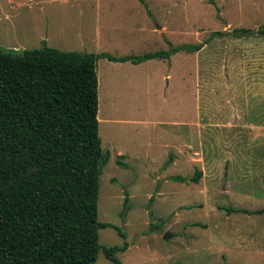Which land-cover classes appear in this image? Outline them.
I'll return each instance as SVG.
<instances>
[{
    "label": "rangeland",
    "instance_id": "374dc122",
    "mask_svg": "<svg viewBox=\"0 0 264 264\" xmlns=\"http://www.w3.org/2000/svg\"><path fill=\"white\" fill-rule=\"evenodd\" d=\"M251 0H0V46L142 54L100 58L102 246L120 264H264V35ZM96 35V37H95ZM118 161L126 163L121 166ZM201 170L197 182L173 179ZM128 195L126 207L125 195ZM170 232L165 240L163 235ZM94 264H114L99 250Z\"/></svg>",
    "mask_w": 264,
    "mask_h": 264
},
{
    "label": "trees",
    "instance_id": "16d2710c",
    "mask_svg": "<svg viewBox=\"0 0 264 264\" xmlns=\"http://www.w3.org/2000/svg\"><path fill=\"white\" fill-rule=\"evenodd\" d=\"M182 43L142 54L113 55L61 50L42 41L12 55L0 50V264H94L99 250L114 264L122 245L102 246L98 220L99 179L108 152L101 148L96 63L100 58L138 64L193 52ZM236 37L264 35L235 27ZM121 166L126 163L118 161ZM201 170L173 179L197 182ZM128 200L125 195L124 204Z\"/></svg>",
    "mask_w": 264,
    "mask_h": 264
},
{
    "label": "crops",
    "instance_id": "0c3cea01",
    "mask_svg": "<svg viewBox=\"0 0 264 264\" xmlns=\"http://www.w3.org/2000/svg\"><path fill=\"white\" fill-rule=\"evenodd\" d=\"M245 9H246V13L248 16H251L257 20L260 19L261 24L262 25L264 24V0H251V1H249L248 5L245 7ZM95 37H96V35H95ZM126 62H128V61H126Z\"/></svg>",
    "mask_w": 264,
    "mask_h": 264
},
{
    "label": "water",
    "instance_id": "95a60500",
    "mask_svg": "<svg viewBox=\"0 0 264 264\" xmlns=\"http://www.w3.org/2000/svg\"><path fill=\"white\" fill-rule=\"evenodd\" d=\"M0 50L2 52H5V53H9V54H12V55H17V54H21L23 52V48H6V47H3V46H0ZM264 211L263 210H260L259 212H262ZM170 237V232H165L164 235H163V238L165 240H167L168 238Z\"/></svg>",
    "mask_w": 264,
    "mask_h": 264
}]
</instances>
